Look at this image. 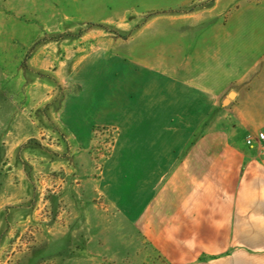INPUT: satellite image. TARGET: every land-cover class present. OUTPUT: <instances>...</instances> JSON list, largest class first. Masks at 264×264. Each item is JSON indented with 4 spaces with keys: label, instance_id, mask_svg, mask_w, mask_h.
Instances as JSON below:
<instances>
[{
    "label": "rangeland",
    "instance_id": "374dc122",
    "mask_svg": "<svg viewBox=\"0 0 264 264\" xmlns=\"http://www.w3.org/2000/svg\"><path fill=\"white\" fill-rule=\"evenodd\" d=\"M214 52L225 80L254 65L264 0H0V264H168L129 216L120 131L98 121L122 99L119 72L192 80ZM236 87L215 91L198 137L232 125L241 142L239 117L261 107Z\"/></svg>",
    "mask_w": 264,
    "mask_h": 264
},
{
    "label": "crops",
    "instance_id": "0c3cea01",
    "mask_svg": "<svg viewBox=\"0 0 264 264\" xmlns=\"http://www.w3.org/2000/svg\"><path fill=\"white\" fill-rule=\"evenodd\" d=\"M217 56H211V71H198L192 80L145 66L119 72L122 99L97 120L112 121L120 131L118 153L128 158L119 166L131 171L125 173L139 194L129 216L168 264H264V160L258 146L245 143L264 131V54L247 58L254 65L236 80L216 73ZM237 85L259 91L250 102L261 107L259 114L239 117L237 131L247 130L241 142L233 141L232 125L198 137L215 91ZM110 109L116 117L106 119Z\"/></svg>",
    "mask_w": 264,
    "mask_h": 264
},
{
    "label": "built area",
    "instance_id": "2783aa9c",
    "mask_svg": "<svg viewBox=\"0 0 264 264\" xmlns=\"http://www.w3.org/2000/svg\"><path fill=\"white\" fill-rule=\"evenodd\" d=\"M245 143L249 147L258 146L261 158L264 160V131H259L256 135H249L246 138Z\"/></svg>",
    "mask_w": 264,
    "mask_h": 264
},
{
    "label": "water",
    "instance_id": "95a60500",
    "mask_svg": "<svg viewBox=\"0 0 264 264\" xmlns=\"http://www.w3.org/2000/svg\"><path fill=\"white\" fill-rule=\"evenodd\" d=\"M234 96H235V93H231V94H230V97H234Z\"/></svg>",
    "mask_w": 264,
    "mask_h": 264
}]
</instances>
